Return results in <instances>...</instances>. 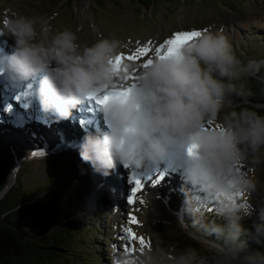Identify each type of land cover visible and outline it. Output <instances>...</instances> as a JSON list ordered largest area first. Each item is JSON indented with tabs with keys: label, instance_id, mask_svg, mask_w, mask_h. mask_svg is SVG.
<instances>
[{
	"label": "clouds",
	"instance_id": "9594fccd",
	"mask_svg": "<svg viewBox=\"0 0 264 264\" xmlns=\"http://www.w3.org/2000/svg\"><path fill=\"white\" fill-rule=\"evenodd\" d=\"M52 19L18 12L0 18V34L14 41L10 53H0V72L14 84L33 83L42 110L60 119L91 94L112 93L101 104L107 130L82 138V161L108 175L118 164L154 163L171 146L189 156L182 173L193 217L188 234L201 250L177 252L157 236L111 264H209L205 251L213 255L211 264H264V254L245 251L249 233L241 224L254 210L257 166L264 162V114L250 105L254 93L246 80L256 79L264 91V59L242 62L222 29H200L138 61L127 58L128 46L118 38L81 45L78 29L56 30ZM254 227L259 242L264 203Z\"/></svg>",
	"mask_w": 264,
	"mask_h": 264
},
{
	"label": "rangeland",
	"instance_id": "374dc122",
	"mask_svg": "<svg viewBox=\"0 0 264 264\" xmlns=\"http://www.w3.org/2000/svg\"><path fill=\"white\" fill-rule=\"evenodd\" d=\"M98 1L0 0V18L12 12H18L26 16H51L53 18V28L56 30H58V28L55 24H61L59 29H78L79 43H81V45L91 44L101 37L120 39L128 46L125 55H136V49L138 47L147 46L150 51L148 53H140L138 58L134 59L138 61L143 60L145 57L150 58L154 49L163 42L165 38H168L174 32L181 30L211 29L212 31H218L222 29L229 37L230 41L236 46L239 54L246 59L249 58L256 49H261L263 47V44L253 38L256 36L255 33H249L247 28L249 22L254 23V21H256L255 23H259V25L264 26V11H262V9L264 10V0H258L254 4L249 3L248 6L251 7V11L253 12L250 14L245 11L246 0H232L238 5L239 10L242 12L226 9L223 0H149L148 2H150V4L147 6L139 0H100L101 2L99 3ZM222 14H224L225 17L221 16ZM259 32L264 33V31L261 30H259ZM13 43L14 41L11 38L0 34V45L5 47L3 49L6 53L12 51ZM12 97L18 101L16 98L17 96L12 95ZM5 100L8 99L6 98ZM261 105L263 104H258V106ZM19 111H21V113L26 112V110ZM0 113L3 114V116L0 114V151H2V155L0 154V181L5 179V172L8 167L5 160H9L12 164L14 157H17L15 148L28 146L31 147L32 150L33 148L40 151L55 150L56 152H52L58 154L62 151H68V149L63 150V148L66 147L53 148L58 145V143H67V148L69 147V150H77L73 146L75 145L79 149V144L82 138L87 133H90V131H84L82 123L78 122V124H76V121H65L64 119L57 118L53 113L50 114V112H47V114L51 115L49 117H45L47 115L40 117L38 114L35 116L32 115V117H28L27 115L11 117L0 108ZM33 118H35L34 120L39 124L43 123L45 119L48 123H50V121L53 122V127L60 129V135H62V133L63 135H68L69 131H72L73 128H77L76 126L79 125V128L75 130L77 131L75 135L77 137L78 132L80 135L77 139L69 138L66 135L64 137L65 140L58 139V136L56 135L57 130L54 132L53 129L48 128L50 130L48 131L43 127L46 124L41 125L42 127L39 126L41 131L40 129L37 130L35 125L29 121V119ZM21 119L28 120L23 123V121H20ZM4 120L8 122L10 121L9 124H6ZM17 122H22V124H18L24 128L26 127L25 123H29L31 126L30 129L27 130V135H30L31 137L33 136L34 138L39 136V139H30V142L25 135L24 139L26 140L24 141L28 144L21 143L14 147L11 138L13 137L15 139L19 135L24 136V134L20 132V129L12 124ZM59 122L66 123L64 124V128L63 126L60 127L61 124ZM20 126L19 128H21ZM7 128H10L11 131L7 132L5 130ZM44 132L47 133V136H45ZM91 133L97 134L98 131L95 130V132ZM47 137L54 140L51 145L46 144ZM45 145L46 147L43 148ZM49 146L52 147L49 148ZM28 151L30 150L26 149L25 153ZM29 153L31 155V152H28L22 157ZM185 155L179 159L187 160L188 157ZM45 160L46 159L39 158V163L36 166V176L38 180L36 178L34 181H42L46 177L51 176L50 173L53 168L52 166L50 167V165H47ZM82 162H84L85 166L88 164L89 171L86 172L85 175L84 173H75V180L70 184L69 189L72 193L79 194L80 204L86 211L94 208L93 197H95L96 193L101 190H98L100 187L104 189L102 191L106 190L108 195H111L109 201L110 204H105L106 206L109 205L106 214H104L99 220L103 228L102 235L105 233V236L103 235L99 239L91 241V245H95L97 251L88 247L87 254L84 258H82V255L84 254L82 252L83 250L81 249L80 252H77V247L72 245V247H70L71 249L67 251L71 254L70 256L64 254L59 258L51 260V263L46 264H111V259L113 257L119 258L121 253H126L131 247L132 242L127 232L128 227H132L138 235L145 237L150 243H153L157 239V236H159L164 246H171L177 252L183 251L189 247L196 249L197 246L200 248H197V250H201L202 246L200 242L191 237H189L184 243H181V237L184 236L183 233L188 234L190 230L185 224L186 185L182 178V174H180L179 171L171 170L165 172L164 170H158V173H154L155 176L152 173L148 174L149 176L147 175V178L149 182L146 180V182H141L143 187L141 192L137 193L136 202L134 204H129V197L132 195L135 181L127 186V182L123 180L122 176H120V181L118 183L116 176L110 171L108 175H103L97 172V182L96 184L94 182L92 184V182L86 181L85 176L89 177V175H95L96 171L95 173H91L93 172L91 164L85 161ZM32 165L31 162H29V164L26 163L22 169L25 172L27 168H33ZM77 165L79 166V170H81L80 168L84 169L85 167H83L82 164H76L75 162L76 167ZM75 166L73 167V170L75 169ZM182 168H184L183 165ZM12 173L13 169L11 168L7 185L9 183L8 181L11 182L12 180ZM159 173H162V176H160ZM27 175L24 174L20 176V180L17 181V184L14 182L13 185L16 184L15 188H17V190L15 188L11 189L1 204L4 203L7 208H10L14 201L25 202L28 194L30 199L34 198V196H37L39 193L41 197L38 199L36 206H34L35 204H32L29 208L33 207L34 210L37 209L40 214L46 211L45 216L40 217L38 220L40 228H43L44 226H46V228L54 227L60 222V219L67 217V219L70 220V217L76 214L73 213L77 211L73 204L75 203L74 198H71L70 196L63 197L62 194L64 192H62L60 197L66 198L65 203L70 202V204L62 206L63 204L61 205L60 203V207L57 209L52 205V202L49 201L46 191L43 192L42 188L38 187L40 184L37 182L33 184V180H29L32 183L28 182ZM92 177L94 179V176ZM102 177H105V183L102 181ZM256 177L258 180V188L251 197L254 210L251 215L242 216L241 220L243 221L252 218L258 219V205L264 203V162L257 166ZM135 180L137 179L135 178ZM7 185L4 189L7 188ZM87 185L88 190L86 187ZM49 197H51V195H49ZM31 201H33V199ZM129 214H134L138 217L140 223L132 224L128 219ZM178 220L183 221V223ZM29 225V228L34 230L35 224ZM68 225L75 229L73 227L74 221L70 222ZM79 230H81L84 236L85 231L80 228ZM103 238H106V242ZM79 242L80 244L87 245L83 240ZM106 243L107 246H105ZM107 249H109V251ZM96 252L103 255V261H100V259L97 261L96 257L93 256L94 254H97ZM105 254H109V261L105 260ZM205 256L207 258L208 256H212V254L205 251Z\"/></svg>",
	"mask_w": 264,
	"mask_h": 264
},
{
	"label": "trees",
	"instance_id": "16d2710c",
	"mask_svg": "<svg viewBox=\"0 0 264 264\" xmlns=\"http://www.w3.org/2000/svg\"><path fill=\"white\" fill-rule=\"evenodd\" d=\"M98 1V0H97ZM140 2H142L145 6H147L148 4H150V2H148L149 0H139ZM193 1V0H191ZM224 4H225V8L229 9L231 11H241L238 8V5L232 1V0H223ZM229 1V2H228ZM256 1L258 0H246V12L248 14L253 13L251 10V7L248 6L249 3L254 4L256 3ZM101 2L100 0L98 1V3ZM262 11H264L262 9ZM242 12V11H241ZM221 16L225 17L224 14H222ZM256 21H254V23H250L248 24V31L249 33H255L256 36H254L253 38L256 41H259L261 44H263V47L261 49H256L249 58H245L244 56H241L238 52V50L236 49V46L232 43L233 45V49L234 52L236 54V56L242 61V62H247L248 60H261L264 59V33H260L259 30L264 31V26L259 25V23H255ZM61 24H55V26L59 29L61 26ZM250 25V26H249ZM251 27V28H250ZM250 28V29H249ZM240 39V38H239ZM261 75H264V70H262ZM246 83L248 84V86L252 89L254 95L250 98V105L254 108V110L260 111L262 114H264V91H261V85L258 83V81L256 79H248L246 80ZM258 104H263L261 106H258ZM38 125V124H37ZM36 125L37 128L42 127L41 125H38L40 127H38ZM45 129H47L48 131H50L47 127L43 126ZM7 132H10L11 129L7 128L5 129ZM41 130V129H40ZM77 130V129H76ZM14 133V131H13ZM24 134L23 135H19L17 136V138H11V141L14 145V147L16 145H19L21 143H26L28 144L25 138L26 133L22 132ZM45 136H47L46 132H44ZM27 139L30 140L33 138L29 135H26ZM21 137V138H20ZM31 142V140H30ZM46 144L47 145H51L54 140L49 139V137L46 138ZM33 144V143H32ZM34 146V145H33ZM56 147V146H55ZM57 147H59V144L57 145ZM74 147V146H73ZM77 150H69V147L67 148H63L65 150L68 149V153H65L66 158H63V160L57 159V160H45V162H47V165H50V167L52 166V172L50 173L51 176L46 177L44 180H39L34 181L37 176V168L36 166L39 163V159H34V160H30V161H25L22 163L21 167L18 168L17 173L15 175V180L14 182L17 184V181H19V177L24 175V174H28L27 178H28V182H30L31 180H33V184L34 183H38L40 185H38L39 188H42L43 192L46 191V194H48V199L50 202H52V205L55 206L57 209H59V205L61 203L62 206H66L67 204H70V202L65 203V199L66 198H62L60 197V194L62 192H64L62 194L63 197L66 196H70L71 198H74L75 203L74 207L76 208L75 212L76 213L74 216L70 217V220L66 218H62L60 219V222L56 224V226L54 227H49L46 228V226H44L43 228H40L38 225V220L40 217L45 216L46 211H44V213L40 214L37 209L34 210L33 207L29 208V206H31L32 204H35L34 206H36V203L38 201V199L41 197V195L38 193L37 196L35 195L34 198H30L29 199V194L28 197H26V201L25 202H17L14 201V203L12 204V206L10 208H7L4 203L1 204V202L5 199L6 195L11 191V189L15 188L16 184L13 185L14 183H12L9 186V189L5 192V194L0 197V264H24L25 262H27V264H35V263H30L32 262V260H28V258L26 259H22L19 257L14 256V254H12V246L13 244H15L16 242V236L19 237V241L25 242L26 245L30 246H34V242H35V248H33V253L37 254L39 251V247L37 245V240H39L40 238H42V236H48V237H52L59 240V244H57L55 242V245L57 244V246L64 248L65 250H70L72 247V245H75L77 247L76 251L80 252V250L82 249L83 254L82 258H84L87 254V249L88 247H91V249H95V245H91V241L92 240H97L99 239L101 236H105V233L102 235V224L99 222L100 218L106 214V210L108 208V206H106L105 204L108 203L110 204V196L108 195V192L102 191L104 190L102 187H100L98 190H100L98 193H96L95 197H93V202H94V208L89 211L84 210V208L81 206L80 204V200H79V194L78 193H72L69 189L70 184H72L75 180V172H73V167L75 166V162L80 161V155H79V149L74 147ZM26 149L30 150L28 152H31V147H21V148H15L16 150V154L17 157L20 158L22 157L26 152ZM0 154L2 155V151H0ZM8 164V167L6 169L5 172V179L3 181H0V192L3 190L4 186L7 184V180H8V176L11 172V168H12V164L10 163L9 160H5ZM31 162L33 165V168H27L24 172V170L22 169V167L24 166V164ZM35 168V169H34ZM72 172V173H71ZM30 180V181H29ZM38 180V178H37ZM30 182V183H32ZM17 190V188H15ZM25 193V192H23ZM49 195H51V197H49ZM60 197V199H59ZM52 198V199H51ZM33 199V201H31ZM112 199V198H111ZM58 200V201H57ZM5 206V207H4ZM105 207V209H104ZM185 214H186V219H185V224L187 226V228L190 231H194L193 229L190 228L191 222L193 220V217L185 210ZM107 216V215H106ZM96 219V220H95ZM74 221V225L73 227L75 229H73L71 226H69L68 224L70 222ZM95 221H96V225H95ZM258 222L257 218H252L250 220L247 221H243L241 220V224L242 226L248 230L249 235L246 237H243V239L247 240V248L245 249V251L247 253H252V254H256V253H260V254H264V239H260L259 242L255 236V227L254 225ZM29 224H35V228L34 230H32L31 228H29ZM46 228V229H45ZM82 229L83 231H85L84 236L81 232ZM36 231H37V236H36ZM44 232L46 234H44ZM71 235V242L69 243H65L64 241L67 239L68 236ZM80 235V237H79ZM86 237V239H85ZM110 237V236H109ZM190 236H182L181 237V243H184ZM66 238V239H65ZM210 239H215L214 235L209 237ZM44 239V238H43ZM65 239V240H64ZM69 239V238H68ZM78 240V241H76ZM83 240L84 242L87 243V245H83L80 244L79 241ZM103 240L106 242V238H103ZM110 240V238H109ZM195 241V240H194ZM112 242V241H111ZM196 242V241H195ZM64 243V244H63ZM45 244V243H44ZM90 245V246H88ZM21 246V245H19ZM87 246V247H86ZM105 246H107V243L105 244ZM109 246V245H108ZM112 246V245H111ZM113 247V246H112ZM201 247V246H200ZM110 248V247H109ZM199 248L198 246L196 247V249ZM111 249V248H110ZM200 249V248H199ZM96 250V249H95ZM109 251V249H107ZM97 251V250H96ZM20 253L21 256V251L17 250V254ZM97 254H94L93 256L96 257L97 261H103L102 260V254H100L99 252H96ZM66 254L68 256H70L71 254L69 252H66ZM98 255V256H97ZM105 260L109 261V254H105ZM92 256V257H93ZM91 257V258H92ZM15 258V262H13L11 259ZM41 259V258H39ZM207 261L209 262V264H211L212 260H213V255L212 256H208ZM85 260V259H84ZM29 261V263H28ZM96 261V262H97ZM41 262H39L40 264ZM108 264V263H107Z\"/></svg>",
	"mask_w": 264,
	"mask_h": 264
},
{
	"label": "bare ground",
	"instance_id": "6f19581e",
	"mask_svg": "<svg viewBox=\"0 0 264 264\" xmlns=\"http://www.w3.org/2000/svg\"><path fill=\"white\" fill-rule=\"evenodd\" d=\"M3 48H4V46L3 45H0V51H2L3 50ZM33 84V83H32ZM34 85V84H33ZM34 87H35V85H34ZM19 89V88H18ZM12 95L13 94H9V95H6L5 96V99L7 98L8 100H5L4 99V101H1L2 102V104H0V108H2L6 113H8L9 114V116H11V117H16V116H28V117H30L28 114H30L31 113V117H32V115H36V114H38L40 117H43V116H45V115H47V116H45V117H49V116H51V115H49V114H47V112H45V111H43L42 110V108H41V106H40V104H39V101L37 100V98L35 97V99H34V101H36L35 102V104L33 105V106H27L26 107V112L25 113H21V111H20V113H18L17 111H19L18 109L19 108H16V107H18L17 106V101L12 97ZM14 96H16V95H14ZM27 101H28V99H27ZM15 103H16V107H15ZM13 106L15 107L11 112H9L8 111V109H10V108H13ZM36 107H38V110L36 109ZM6 109V110H5ZM25 109H23V111H24ZM85 111H86V113H85ZM93 110H87V109H85V107H84V105H77L76 106V108H74L73 110H72V113H71V115L69 116V118H67V119H64L65 121H72V122H75L76 121V124H78V122H80V123H82L83 125V129H84V131H90V133L91 132H95V130L94 129H90V122H91V119L89 118V116H91V114H93ZM1 114V113H0ZM24 114V115H23ZM50 114H51V112H50ZM2 116H3V114H1ZM0 115V116H1ZM35 118H33V119H29V121L32 123V124H34L35 125V127H36V125L38 124V125H43V124H46L45 125V127H47V128H49V129H53L54 130V132L56 131L57 133H56V135L58 136V139H62V140H65V135H63V133H62V135H60V133H59V128L58 129H56L55 127H53V122H51L50 121V123H48L47 122V120L45 119L44 120V122L43 123H41V124H39L37 121H35L34 120ZM26 120H28V119H21L20 121H23V123L24 122H26ZM56 121V120H55ZM62 121V120H61ZM57 122V121H56ZM18 123H22V122H18ZM58 123V122H57ZM60 123V122H59ZM61 124V126L60 127H62L63 126V128H64V124H66V123H64V122H61L60 123ZM37 125V126H38ZM76 126V125H75ZM39 127V126H38ZM77 128H79V125H77L76 126ZM94 127H96V128H99L97 131H98V133H102L101 132V124L100 123H98L96 126H94ZM37 128V127H36ZM77 128H73L72 129V131H69V133H68V135H66L67 137H69V138H72V139H77V137L80 135L79 134V132H78V134H77V137H76V135H75V133L77 132V131H75ZM40 128H37V130H39ZM81 129V128H80ZM41 131V130H40ZM63 131H65V130H63ZM25 133V132H24ZM34 133V132H33ZM97 133V134H98ZM88 134V133H87ZM32 138L33 139H35V140H38L39 139V136H36V138H34L33 136H32ZM67 139V138H66ZM69 141V140H68ZM70 141H72V140H70ZM65 142H67V141H65ZM60 143H62V144H59V147H67V143H64V142H60ZM57 146V145H56ZM46 147V145L43 147V148H45ZM52 146H49V148H51ZM74 147H76L75 145H74ZM77 148V147H76ZM186 151V150H185ZM31 153H33L32 151H31ZM182 153H184V151L182 152ZM30 156V153L28 154V155H26V157H29ZM182 157H184V155H182ZM188 157V159H189V156H187ZM168 159H171V160H173L172 158H169L168 157ZM187 159V160H188ZM80 160L81 161H77L76 162V164H82L83 165V167L85 166L84 165V162H82V159L80 158ZM186 160V161H187ZM185 161V162H186ZM184 161H182V164L181 163H179V165H185L186 163H185ZM18 163V160H16L15 161V167L17 166L16 164ZM88 163V162H87ZM157 163H159V162H157ZM125 166H127L128 167V165H125ZM122 167V164H118L114 169H112V170H110L111 171V173L112 174H114L115 176H116V179L118 180L117 182L119 183V181H120V176H122V174H120V172H121V170L119 169V168H121ZM184 167V166H183ZM81 170H79V166L77 165V167L75 166V169H74V172L75 173H84V175H85V173L86 172H88L89 171V166H88V164L84 167V169L83 168H80ZM169 172V171H168ZM77 173V174H78ZM91 173H95V170L93 169V172H91ZM99 173V172H98ZM149 174L151 173V172H148ZM148 173H146V174H148ZM15 171H14V173H12V180H11V182L13 181L14 182V180H15ZM160 174V176H162V174L161 173H159ZM97 175V176H96ZM92 176H94V179H93V177ZM149 176V175H148ZM153 176V175H152ZM154 176H155V174H154ZM136 179H138V180H140L141 182H146V181H148V178L147 177H143V178H140V177H135ZM85 179H86V181L87 182H92V184H93V182L96 184V182H97V179H98V174H97V172H96V174L95 175H89V177L88 176H85ZM132 180H133V178H132ZM146 180V181H145ZM150 180V179H149ZM102 181L105 183V181H106V179H105V177H102ZM10 181H9V183H8V185H7V187H9L12 183H11ZM129 183H130V181H128ZM149 182V181H148ZM83 187V186H82ZM87 187V190H88V185L86 186ZM90 188V187H89ZM96 189H97V185H96Z\"/></svg>",
	"mask_w": 264,
	"mask_h": 264
},
{
	"label": "water",
	"instance_id": "95a60500",
	"mask_svg": "<svg viewBox=\"0 0 264 264\" xmlns=\"http://www.w3.org/2000/svg\"><path fill=\"white\" fill-rule=\"evenodd\" d=\"M53 148H57V147H53ZM52 151L56 152L55 150H52ZM52 151L45 150L42 152L40 151L38 153H31V155L29 157L24 156L22 158L21 157L18 158L15 156L13 159V163H12L13 173L15 171L14 175H16L18 168L21 167L22 163L25 161H30V160L39 159V158L47 159V160H57V159L63 160V158H66L65 153L69 152V151L68 152L62 151V152H59L57 154V153H53ZM16 160H18V163L16 164L17 166L15 167V161ZM11 183H14V182L12 181ZM5 186H4V188H5ZM4 188L0 192V197H2L5 194V192L9 189V187H7L6 189H4ZM178 221L183 223V221H180V220H178ZM44 234H46V233L44 232ZM183 234L185 237L189 236L188 234H185V233H183ZM36 236H37V231H36ZM70 237H71V235L68 236L67 239L65 238L66 240L64 239L65 240L64 242L66 244L71 242ZM15 239H16V241H15L16 243L13 244V246H12V254H14V256L22 258V259L28 258V260H32V262H30V263H35V264H39V262H41L40 264L51 263V260L59 258L60 256H62L64 254L66 255V252H67V250H65L64 248L57 246V244H59L58 239L55 240V238L48 237L45 235L42 236V238H40L39 240H37V242H38L37 245L39 247L38 248L39 251L37 254L33 253V248H35V242H34V246H31V248H30V246L25 244L24 240H23V242L19 241V237H17V236ZM55 242L57 243L56 245H55ZM19 245H21V246H19ZM17 250H20L22 252L21 256H20V253L17 254ZM39 258H41V259H39ZM11 260L13 262H15V258L14 259L12 258ZM43 262H45V263H43ZM28 263H29V261H28ZM24 264H27V262H25Z\"/></svg>",
	"mask_w": 264,
	"mask_h": 264
},
{
	"label": "snow or ice",
	"instance_id": "6c2138e0",
	"mask_svg": "<svg viewBox=\"0 0 264 264\" xmlns=\"http://www.w3.org/2000/svg\"><path fill=\"white\" fill-rule=\"evenodd\" d=\"M199 35V30H181V31H176L173 34H171L168 38H165V40L163 42H161L154 50L156 52L157 55L160 54V52L163 50L164 46L167 45H175L178 42H181L183 40L186 39H191L195 36ZM150 51V49L147 46L144 47H138L136 49V53H148ZM169 51H172V48H169ZM124 58V56L122 55L121 57H119L118 59L122 60ZM128 59H137L138 55H128L127 57ZM148 63H150V61H148ZM134 87V85L130 86L128 89H122L121 93H127L131 91V88ZM112 93H106L105 96L100 97V96H96L95 94H91L90 98H95L97 100V102L99 104H103L105 103L110 97H111ZM196 147V145H192L189 148V152L191 153L193 151V149ZM142 183L140 180H135V187L132 190V195L129 197V204H134L136 202V196L137 193L141 192L142 190ZM143 202V201H141ZM128 219L132 222V224H139V219L138 217H136L134 214H129ZM127 232L128 235L131 238V249L134 251L136 244L138 243L141 247V249H143L144 246H150V241H147L145 239V237L138 235L132 227H128L127 228Z\"/></svg>",
	"mask_w": 264,
	"mask_h": 264
}]
</instances>
